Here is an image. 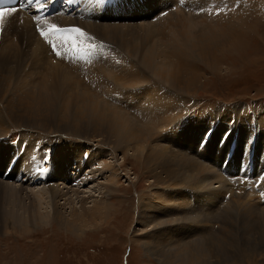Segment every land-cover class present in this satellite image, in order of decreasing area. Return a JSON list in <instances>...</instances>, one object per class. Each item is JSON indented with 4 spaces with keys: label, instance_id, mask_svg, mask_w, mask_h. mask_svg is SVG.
I'll use <instances>...</instances> for the list:
<instances>
[{
    "label": "rangeland",
    "instance_id": "1",
    "mask_svg": "<svg viewBox=\"0 0 264 264\" xmlns=\"http://www.w3.org/2000/svg\"><path fill=\"white\" fill-rule=\"evenodd\" d=\"M190 1L62 0L63 6L50 16L36 10L27 14L31 24L13 18L0 25V117L7 125V132L0 134V164L13 159L19 164L15 168L23 170L8 181L16 187H42L46 172L55 175V152L81 148L87 153L83 170L77 167L72 174L79 197L69 193L75 206L88 195L87 205L106 195L103 175L79 185L81 171L98 168L88 158L100 152L105 156L99 160L120 164L119 186L111 194L121 200L106 220L78 234L57 226L50 215L26 227L0 222V264H170L156 255L171 246L156 241L161 242L155 235L165 228L178 241V230L184 241L191 233L205 240L206 259L212 264H264V191L259 187L264 184V12L249 13L250 18L235 26V10L215 12L210 18L222 0ZM218 18L222 21L211 22ZM52 24L68 31L45 39L40 32L48 33ZM223 28L235 39L226 48L219 42L220 50H211V33L221 34ZM196 35L201 41L165 60L170 48L183 49L177 42ZM164 62L171 63L169 68ZM64 76L79 81L74 91L64 89ZM59 81H65L59 83L64 88L51 93ZM160 94L174 109L169 120L159 122ZM94 101L96 113L126 111L134 124L135 145L144 149L121 142L116 147L113 138H107L109 132L105 135L97 127V116L89 120ZM79 113L84 117L75 122L73 116ZM25 151L31 161L21 157ZM159 151L160 156L150 153ZM72 156L68 162L75 167L79 159ZM154 190L163 195V203L155 209L143 207L148 212L144 216L140 212L145 201L159 203L151 198ZM214 193L216 201L206 204ZM1 196L0 189L3 206ZM213 237L217 239L210 240Z\"/></svg>",
    "mask_w": 264,
    "mask_h": 264
},
{
    "label": "bare ground",
    "instance_id": "2",
    "mask_svg": "<svg viewBox=\"0 0 264 264\" xmlns=\"http://www.w3.org/2000/svg\"><path fill=\"white\" fill-rule=\"evenodd\" d=\"M192 1H194V0H192ZM216 1H218V0H210V2H212V3L213 2H216ZM41 3H42V0H34V1H31V2L24 3V4H22L19 7L21 9L16 8V11L12 15L5 16L3 22L6 21V23H8L9 20H11L13 18H16V20H20V21L22 20L23 23H24V26H25L26 23L27 24H29V23L31 24L30 20H28L29 19V16L27 14L32 13L34 10H39L40 8H38V7H39V5ZM67 7H69V6H66L65 7L66 10L68 9ZM231 10H235L237 12L234 15L235 20L232 21L233 24L235 26H237L245 18L246 19L247 18H250L249 13L250 14L251 13L254 14V12H256V13H259V14H261V13L263 14V12H264V0H237V1H235V0H222V5H220L217 10L211 11L212 14H210V18L213 17V15L215 14V12H219V13L225 12V14H228L229 11H231ZM177 14H179V13H177ZM40 15L47 16V15H45L43 13H41ZM207 15H208V13H207ZM20 16H22V19L20 18ZM222 18H224V17H222ZM222 18L221 19L218 18L216 20H212L211 22H213V23L216 22V21L218 22L219 19L222 21ZM3 22H0V25ZM244 22H245V20H244ZM6 23H4V24H6ZM210 24H212V23H210ZM21 25H23V24L21 23ZM220 31H221V34H216L215 35L212 32L211 35H210V39L215 43V45L211 48V50H217V48L221 44L224 47L225 46H229L230 43H231V41H233L235 39V37H236V36L235 37L230 36L224 30V28H223V30H220ZM195 38L197 40L196 39H193V38H186V40L184 42H182V43L177 42L178 45L181 44V48H183V49H180L179 46H174V47L170 48L169 49V53L167 54L165 52V54H164L165 60L168 57L169 58H172V56L174 54H176V53L179 54V55H182L186 49H188L189 47H191L194 44H196L199 41H201V40H199V39H201L200 35H196ZM222 38H223L224 41H219V39H222ZM219 42H221V44H219ZM227 42H229V44ZM5 44L6 43H3L2 46H4ZM10 46H11V44H10ZM220 48L221 47H219V50H220ZM204 59H206V58H204ZM152 61H153V64H156V62H154V60H153V56H152ZM148 62H150V60H148ZM167 62H170V61H167ZM167 62H164L163 65H165L166 67L169 68V66H170L171 63H167ZM166 75H167V73H166ZM114 78L116 80L118 79L117 81H122L126 77H114ZM64 79L67 80V82H69V83L66 82V84H65L66 88H64L62 84H59V83L65 82V81H59L56 84V89L53 92H51V93H58L57 91H58V89L60 87H62L64 89H67V90L74 91L75 88L77 87V85L79 84V81H77V80H70V78H68L66 76H64ZM43 88H48V84H44ZM52 90H53V88H50V87L48 88V91H52ZM157 99H159V101H160V105L161 106H159V108L161 107L160 108V111L161 112H159V113H161V114L159 116L157 115L158 113L156 114V120L160 119V120L167 121V119H168V116L167 115L169 113L170 114L172 113L171 110L174 109V107L172 105H170L169 102H166L165 101L166 100L165 95H161L160 94V95L157 96ZM163 100H164V103H163ZM111 101H114V100H111ZM93 104L94 105H92L90 107V110H89L90 112L92 111L93 115L91 114V116H89V120H93V118L96 115L97 116L96 117L97 118V123H98V124H96L97 127L100 130L104 129L103 131H104V134L105 135H108V132H109V136H107V138L108 137L113 138L114 145L116 147H118V145H120L119 142L124 143L126 145L131 144V143H132V145H133V143H134V145L136 144V136H135L134 124L132 123L131 119L127 117V115H126L127 112L126 111L125 112H123V111L120 112V111H118L116 109H110L109 111L99 110V112L96 113L97 110H98V108H97L98 107V103L94 101ZM67 105H68V102H66V106ZM153 108L155 109V111L157 110V107H154L153 106ZM29 109H31V108H29ZM65 114H66V109L63 110V113L61 114V116L65 115ZM66 116H70V115H66ZM171 116L172 115H169L170 118H171ZM83 117L84 116L79 113V114L73 116V119H74L75 122H78L81 119H83ZM160 120H158V121L160 122ZM148 122H150V121H148ZM4 123L5 122L0 117V134L1 135L4 132H7V129H6L7 125L4 124ZM130 127H132V128H130ZM29 129H31V128H29ZM103 131H101V132H103ZM156 131H158V130H156ZM96 132H95V134H96ZM98 132H100V131H98ZM139 132H141V131H139ZM104 134H103L104 139H102L100 141V143L102 145H103V143H102L103 140H104V143H106L105 142L106 141V136ZM33 139H34V137H32V140ZM99 140H100V138L98 139V141ZM147 141H148V139H147ZM142 143H143V141H142ZM30 145L33 146L32 144H30ZM139 145L140 144H138V146ZM138 146L135 145L134 148L136 147V149L141 150V151L144 149L143 144H141L139 148H138ZM60 147L61 146H58V148H60ZM153 148L154 147H152V149ZM131 149H132V147H131ZM163 151H164V149H163ZM33 152H34V154H37V153H40L41 154V151L40 152L33 151ZM71 152H68V150H62L61 153H58V151L55 152L54 155L57 158V165H56L55 175H54V173L46 172V174H45L46 183L42 187L41 186H38L37 185L38 183L37 184L35 183L34 185H32V184H30L28 186L26 185L27 187H25V188L22 187V184L19 185L18 187H16L15 182L11 181V183H10L8 180L13 179L14 177H18L19 174L23 170L21 169V167H19V169L17 170V168H15V166L16 167L19 166V164H17L18 162L16 164H14L13 163V159H11L9 161V163L7 161V163H8L7 170L5 172H3L5 170V168H6V165H7V163H6V165L4 166V164H5L6 161H3V164H0V167H2L1 168V171H0V174H1L0 175V178L2 179L1 180L2 182H0V189L2 190L1 199H2V201L4 203V205L3 206H0V222L3 221L4 223L7 222V224L15 225V226H18V227H20V226H25L26 227L27 224H30V225H32V224L33 225L40 224L39 222L43 221L45 218H47L50 215L51 218H52L51 221L56 222L57 223V226H61L62 229L66 230L68 232H73V233L75 232V233L78 234V233H82L88 226H90V225H92V226L93 225H97L99 221L106 220L107 214L110 211V209L112 208V206H115V203L116 202H118V203L121 202L120 199L114 198L116 196H113L112 195L113 194V191L115 192L117 190V187L119 186V177H118L119 173H118V171H119V168H120L119 167L120 164L117 163L115 165L114 164L112 165L108 161L99 160L100 157H104L105 156L103 152L93 154V155H95L94 158H92V157L88 158V156L86 155L87 158L89 159V161L91 159L93 160L91 163H93V164L96 163V164L99 165L98 166L99 169L96 168V167L95 168H90L89 170H86L87 173L85 172V169H84V171H81V174L83 173L82 174L83 175V178H82L83 181H79V185H80V182H81V185L80 186H84V185H86V184H88V183L96 180L98 178V176L103 175V181H105L107 183V184L105 183L106 185L103 183L105 185L103 188H105L107 190H104L105 193H106V195L102 193L103 195H101L99 199L97 198V199H91V200L87 201L88 203H90L89 205H87L86 204V201H85L89 197V195L87 197L81 198L80 199V205L78 204L79 207L77 208L75 206V204L73 203L74 200H73L72 195L76 194V196L79 197L77 194H78V192L80 190L79 189L80 187L78 185L76 187L72 185V181L75 180V178H76V177H73L74 175H72V174L74 173L73 170H75L77 167H79V168H81L83 170V167H81L82 166L81 163L83 161V157H85L84 154L86 152L82 151L81 148H75ZM150 153L151 154H154V155L156 154V156H160L161 155V152L160 151L159 152H150ZM72 154H73V156L76 159H79L76 162H74L76 164L75 167H73V165L70 167L71 162H68V159H69L70 156H72ZM47 155L49 156L51 154L48 153ZM165 155H167V154H165ZM30 156L31 155L27 154L26 151H25L24 155L21 154V157L23 159H28L29 161H31ZM167 156H164L163 159L164 158L167 159ZM137 159H138V157H137ZM125 160L126 159L124 158L120 162L121 163H125ZM140 160H141V158H140ZM87 163L88 162H86V164ZM91 163H89V164H91ZM141 163H138V164H141ZM169 164H171V163H169ZM163 165H165V164H163ZM69 167L72 168V169L69 170V171H67L69 169ZM159 167H156V168L158 169ZM106 168H110V169H108V173L105 174V172H107L105 170ZM162 168H163V170L165 169L164 166ZM178 168H179V164H178ZM16 170H17V172H16ZM139 170H140V168H139ZM97 171H99V172H97ZM167 171H168V169H167ZM167 171H165V172L167 173ZM2 172H3V175H2ZM157 172L158 171H156V173ZM84 173H86V174L84 175ZM7 174H9V175H7ZM36 176H37V174L35 175V177ZM60 177H61V182L56 183L57 180ZM29 178L30 177L27 176V179H29ZM79 178H81V177H79ZM23 179H21V180H23ZM155 181H157V180H155ZM70 183H71V186H68V184H70ZM211 183H213V182H211ZM103 184L101 186H103ZM250 186L252 188L257 187V186H254L253 183ZM180 187H183V186H180ZM259 187L262 189V191H264V184L263 183L261 185H259ZM171 188H173V187H171ZM217 190H218V188H217ZM86 191H88V190H84L83 192H86ZM203 191H205V190L203 189ZM208 191L209 190H207V192ZM70 192H72V195L69 194ZM212 193H213V191H212ZM217 193H219V192H217ZM68 194H69V196H68ZM250 194H252V193H250ZM162 196L163 195H159V193H157L154 190L153 193H152V197L151 198L154 201L156 200L159 203H157V205H155L150 200H148V201H145L144 200L145 202L143 203V205H141L142 208H141V212L140 213H145L144 216L148 215V212L147 211H144L143 207L144 208H149V209H153V208L155 209V207H157L160 204V202L163 203L162 201H160V200H163L162 199ZM215 197H218V196L217 195L216 196H207L206 199H208V200H207L206 204H212L214 201H216V199H214ZM149 198L150 197H148V199ZM137 200H138V202H140L139 201V197H138ZM248 201H250V200H248ZM142 202H143V199H142ZM44 204L47 205V206H49V207H51V209H50L51 211L46 210L47 208L43 210L42 208L44 207L43 206ZM66 205H67V207H65ZM212 205H210L208 208L210 209L212 207ZM68 208H69V210H67ZM65 210H67L68 212L65 211ZM3 222H2V224H3ZM42 224H43V222H42ZM166 230H167V228L163 229V231H160L159 234L157 233V235H155V236H158V235L161 236V242H160V240L158 238L156 239V241L160 245H163V244H171L170 247H168L167 249H164V250L161 249L162 251L160 253L156 254L159 258H164L170 264H212L210 258L206 259L207 258V255L206 254L208 253L207 248L204 245V243H206V242L202 238H198L197 237V234H192L191 233L190 236L191 237L193 236V237L191 239H188V240H185L184 241V239H182L180 237L181 236V233L178 230L179 236H175L176 238H179L180 239L178 241L177 239L170 238L171 237V234L168 231H166ZM172 231H175V230H172ZM197 232H199V231H197ZM263 235H264V233H263ZM150 238L152 239V237H150ZM171 239H173L174 241H172ZM215 239H217V238H215V237L210 238V240H212V241H215ZM247 244L249 245V243H247ZM145 245L146 246H149V244H148L147 241H145ZM172 245H175L177 247H172ZM147 248H148V250H151L149 247H147ZM245 252L248 255H250V251L245 250ZM152 254H155V253L152 252ZM260 261L261 262L262 261L264 262V260H260Z\"/></svg>",
    "mask_w": 264,
    "mask_h": 264
},
{
    "label": "snow or ice",
    "instance_id": "3",
    "mask_svg": "<svg viewBox=\"0 0 264 264\" xmlns=\"http://www.w3.org/2000/svg\"><path fill=\"white\" fill-rule=\"evenodd\" d=\"M15 11H16L15 8H11L10 9V8H6V7H3V6H0V22H3L5 16L12 15ZM73 30L77 31V32L81 31L80 29H73ZM64 31H68V29H58L55 24H52L50 26V28H49L48 33L44 32V31H41L40 35L42 37H44L45 39H48V35L49 34H55L56 32H64ZM53 47H55V46L53 45Z\"/></svg>",
    "mask_w": 264,
    "mask_h": 264
}]
</instances>
